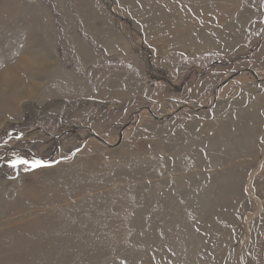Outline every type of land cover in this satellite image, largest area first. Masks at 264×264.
Returning <instances> with one entry per match:
<instances>
[{
    "label": "rangeland",
    "instance_id": "obj_1",
    "mask_svg": "<svg viewBox=\"0 0 264 264\" xmlns=\"http://www.w3.org/2000/svg\"><path fill=\"white\" fill-rule=\"evenodd\" d=\"M256 77L264 0H0V264H264Z\"/></svg>",
    "mask_w": 264,
    "mask_h": 264
},
{
    "label": "bare ground",
    "instance_id": "obj_2",
    "mask_svg": "<svg viewBox=\"0 0 264 264\" xmlns=\"http://www.w3.org/2000/svg\"><path fill=\"white\" fill-rule=\"evenodd\" d=\"M30 60H28V59H26V58H23V61H22V66H24L25 65V63H27V62H29ZM20 64V65H21ZM19 65V66H20ZM26 66V65H25ZM22 69V68H21ZM20 69V70H21ZM19 70V69H18ZM14 70L12 69V68H8L7 69V71L3 74V76H2V80H4V81H9L10 79H14V78H12V76L14 75ZM238 80H240V81H242V78H240V79H238ZM10 82V81H9ZM5 83V82H4ZM7 83V82H6ZM5 83V84H6ZM4 85V84H3Z\"/></svg>",
    "mask_w": 264,
    "mask_h": 264
},
{
    "label": "water",
    "instance_id": "obj_3",
    "mask_svg": "<svg viewBox=\"0 0 264 264\" xmlns=\"http://www.w3.org/2000/svg\"><path fill=\"white\" fill-rule=\"evenodd\" d=\"M251 73H252L253 75L256 76L255 71L251 70ZM256 78H257V81H264V79H259L258 77H256ZM66 132H69V131H66ZM62 135H63V134H62ZM95 137H96L98 140H100L102 143L106 144L108 147H114V146H115V145H111V144H109L107 141H105L103 138H101V137L98 136V135H96ZM52 138H53V139H57L58 137H57V136H54V137H52ZM122 138H123V135H120V142H121Z\"/></svg>",
    "mask_w": 264,
    "mask_h": 264
},
{
    "label": "snow or ice",
    "instance_id": "obj_4",
    "mask_svg": "<svg viewBox=\"0 0 264 264\" xmlns=\"http://www.w3.org/2000/svg\"><path fill=\"white\" fill-rule=\"evenodd\" d=\"M17 163L27 164L28 161H26V160H21V161H18ZM36 163L38 164L39 162H36ZM15 166H16V165L13 164V167H15Z\"/></svg>",
    "mask_w": 264,
    "mask_h": 264
}]
</instances>
